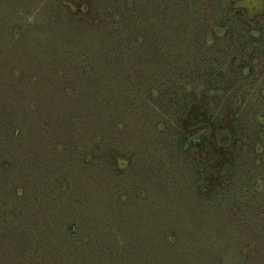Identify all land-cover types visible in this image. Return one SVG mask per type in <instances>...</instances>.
I'll use <instances>...</instances> for the list:
<instances>
[{
    "label": "trees",
    "instance_id": "1",
    "mask_svg": "<svg viewBox=\"0 0 264 264\" xmlns=\"http://www.w3.org/2000/svg\"><path fill=\"white\" fill-rule=\"evenodd\" d=\"M54 1L45 0L36 21H24L17 42L11 43L2 60L3 68L12 61L23 66L17 80L22 85L17 91L19 103L31 98L79 101L80 118L92 123L100 136L111 119L132 112L136 100L143 101V95L156 92L159 84L167 83L163 91L170 93L179 86V80L195 76L203 83V91L211 88L222 91L215 95L219 99L226 94L225 100H238V122H248L260 133L256 139L264 141V14L250 23L243 19L241 10L230 9L232 0H95L98 22L90 24L84 19L75 22ZM35 2L0 0V28L13 20V5ZM47 9L52 16L46 15ZM42 22L51 28L44 29ZM10 35V31H0V44ZM62 68L74 83L69 91L57 77V70ZM19 108L12 104L11 115L4 111L10 120L0 128L5 131L0 133V246L5 248L1 264H153L152 260L160 258L162 264H264V239L237 207L242 200L228 192V181H218V187L202 183L208 178L205 168H197V176L191 171L197 184L188 175L184 178L188 183L193 180L198 189H191L189 184L193 196H188L191 201L198 199L196 230L192 220L185 222V217L175 211L182 204L178 198L181 190L174 189L178 184L172 183L164 188L166 195L174 192L168 198L172 209L168 208V215L155 210L151 218L141 215L145 216L141 225V217L135 216L139 226L132 225L128 232L100 226L95 236L81 237L75 205H66L76 151L66 148L59 169L66 181L63 189H58L54 179L45 181L39 150L25 149L26 142L27 146L38 143L34 125L27 121L32 118ZM51 111L68 123L78 114L69 113V109ZM31 112L36 115L35 110ZM74 138L80 139L76 134ZM191 143L210 144L204 135L197 134V141H185L186 147L179 141V148L188 149ZM147 144L144 141L143 145ZM258 152L250 169L245 170L240 189L257 177L264 180L259 170L264 167V149ZM102 156L94 164L97 177L91 172L85 175L90 177L87 186L94 183L97 190L101 180L108 184L116 174ZM15 175L34 178L29 181L31 193L25 199L12 188L10 179ZM39 187L42 193L37 192ZM247 195L246 200L255 198L252 193ZM83 197L91 210L94 197ZM107 197L104 195L102 201L107 202ZM260 200L264 202V196ZM146 203H142L144 212ZM42 205L46 212L39 211ZM167 230L175 240L166 239ZM245 237V244L250 237L255 239L249 256L241 251ZM193 239L197 249L190 244ZM132 240H141L143 247ZM35 243L40 253H34ZM14 244L18 249L9 251Z\"/></svg>",
    "mask_w": 264,
    "mask_h": 264
},
{
    "label": "rangeland",
    "instance_id": "2",
    "mask_svg": "<svg viewBox=\"0 0 264 264\" xmlns=\"http://www.w3.org/2000/svg\"><path fill=\"white\" fill-rule=\"evenodd\" d=\"M56 1L59 9L70 18H74L75 22L84 19L82 21L97 24L98 10L93 7L95 0H55L54 2ZM44 2L45 0H36L35 5L34 3L19 7L13 5L15 14H12L13 20H9L0 28L1 32L10 31L11 33L10 38L3 40L0 44V128L10 120V116L4 111H10L11 115L12 104L20 105L19 109L31 116L32 120L27 121L33 123L38 143L27 146L26 142L25 149L28 152L30 148H33L34 152L39 150V157L44 164L42 178L45 181L54 179L58 189H63L61 187L66 182L59 170L62 160L67 155L66 148L74 147L77 157L74 159L75 170L71 180L73 183L69 190L70 194H67L69 199L66 205L72 203L75 205L74 213L79 218V226L83 230L80 236L86 239L91 238L96 235L100 226L115 227L119 232H128L132 225L139 226L135 216L141 217V225L142 217H145L141 215L151 218L155 216V210L164 216L168 215V211L172 210L168 207L170 203L168 198H172L174 192L166 195L164 188L172 183L178 184V186L173 185L174 189L179 187L181 190V196L178 198L182 204L175 211H178L181 217L182 215L185 217L187 220L185 222L192 220V227L196 230L198 199L195 201L193 198L191 201L188 194H191L190 188L197 189V186L194 185L193 180L190 179L188 183L184 178L188 175V178L194 179L197 176V168H205L208 178L203 179L202 183L218 187V181H228L226 186L228 192L233 195L235 193L242 200L237 206L240 212L246 215L249 226L257 230L260 237L264 239V202L260 200V197L264 196V180L257 177L255 182L251 180L248 186L239 188L245 170L250 169L256 153L264 149V141L260 143L256 139L260 137V133L251 129L248 122H238L236 117L238 100L234 98L225 100L226 94L219 99L215 95L222 94V91L211 88L203 91V83L195 76L191 79L179 80V86L170 93L163 91L167 83L159 84L155 87L156 92L143 95V101L136 100V107L132 112H125L111 119L107 124V130H103L100 136L92 123L80 118L82 106H79L81 104L79 101H39L31 98L20 100L19 103L17 95L20 92L17 91L18 89L20 91L22 85L20 86L17 80L23 66L12 61L10 65L7 64V67L5 65L3 68L2 60L10 52L11 43L17 42V34L23 26L25 27L24 21L29 20L32 23L36 21L38 9ZM229 7L232 11L241 10L243 19L250 23L262 18L264 14V0H232ZM47 14L52 16V12L48 9ZM42 27L51 28L44 22ZM4 37L8 36L4 35ZM19 43H21L20 39ZM57 77L68 91L74 85L73 80L63 68L62 71L57 70ZM54 109H69V113L75 111L78 114L74 115L76 118H71L68 123L67 120L62 121L57 118V115L51 111ZM32 110L36 111L35 116L32 115ZM4 132L0 130V133ZM74 134L80 139L76 140ZM197 134L204 135L205 140L210 144L191 143V147L183 149L182 147H186L185 141H197ZM144 141L148 142L146 146L143 145ZM179 141L183 143L181 148H179ZM100 154L105 156L102 157L108 161L116 174L115 179L110 180L108 184L101 180L97 190L94 183L89 182V187L87 186L86 180H90V177L85 175L91 172V176L97 177L99 171L94 164L97 163ZM192 170L196 172L194 177ZM259 170L263 175L264 167ZM19 177L21 176H12L10 182L12 181V188L16 194L25 199V195L31 193L29 189L32 186L29 181L34 178L30 175ZM119 177L121 180L117 181ZM194 181L197 184V178ZM37 192L42 193L40 187ZM248 193H252L255 198L246 200ZM86 194L94 197L91 201L95 206L90 208L91 210L87 209L89 204L87 203V207L86 201H82ZM104 195H108L107 202L102 201ZM249 201H251L250 205ZM144 202H147L145 212L142 205ZM260 203L261 206L258 207ZM39 211L47 210L42 205ZM172 217H170L171 223ZM170 231H166V239L175 240ZM196 236L198 237V234ZM254 240L250 237L248 244H245L247 243L245 237V241H241V244L243 243L241 251L246 256L252 254L251 243ZM132 242L137 247H143L141 240H132ZM191 243L197 249V240L193 239ZM0 244H2V238H0ZM14 249H18L16 244L9 247V251ZM3 250L5 248L0 246V257ZM34 253H40L38 243H35ZM152 262L162 264L161 258ZM6 263H9V259Z\"/></svg>",
    "mask_w": 264,
    "mask_h": 264
}]
</instances>
